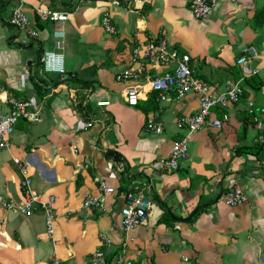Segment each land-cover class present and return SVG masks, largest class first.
I'll list each match as a JSON object with an SVG mask.
<instances>
[{
	"label": "crops",
	"instance_id": "1",
	"mask_svg": "<svg viewBox=\"0 0 264 264\" xmlns=\"http://www.w3.org/2000/svg\"><path fill=\"white\" fill-rule=\"evenodd\" d=\"M15 5L38 31V51L36 43L18 44L25 32L10 30ZM37 7L68 13L64 78L42 69L39 53L51 47L53 24ZM261 10L264 0H218L209 16L195 18L188 0H0V99L14 90L40 116L19 120L10 146L0 148V195L22 200V175L12 160L19 158L27 163L32 189L55 199L50 235L41 210L22 216L0 206V264H49L54 256L63 264H89L97 250L112 262L124 242L126 255L142 264H264V156L238 151L256 142L254 119H264ZM104 12L113 34L100 24ZM159 38L217 90L234 81L242 86L237 101L212 109L190 135L187 159L171 171L156 161L186 133L176 120L197 110L198 97L192 91L180 98L168 94L158 100L159 110L144 113L126 101V84L114 78L135 45ZM244 45L256 56L240 65ZM172 65L149 64L142 78ZM6 109L0 100V111ZM222 110L229 119L215 127L211 120ZM151 115L160 132L145 129ZM100 181L114 189L104 197V209L83 208L85 195L100 193ZM231 182L245 197L236 206L221 201ZM136 193L149 202L147 217L124 232L120 210ZM126 235L132 239L124 241Z\"/></svg>",
	"mask_w": 264,
	"mask_h": 264
},
{
	"label": "built area",
	"instance_id": "2",
	"mask_svg": "<svg viewBox=\"0 0 264 264\" xmlns=\"http://www.w3.org/2000/svg\"><path fill=\"white\" fill-rule=\"evenodd\" d=\"M218 0H188V7L195 18H205L215 9ZM39 16L53 24L52 43L49 49L40 51V61L42 69L51 74H58L64 78V31L62 24L68 17L64 11H55L43 7L36 8ZM8 23L18 31L25 32L26 35L19 39L21 46H32L38 38V31L30 26L29 17L21 10L20 5L11 8ZM100 24L107 34L115 33V27L111 17L107 12L101 16ZM37 44V43H36ZM38 44L36 50L38 51ZM256 56V50L251 45H244L237 58L238 64L249 62ZM172 68L166 69L161 74L142 78V73L149 64H169ZM251 72H255L251 70ZM115 80L126 84L124 88L125 99L129 104L136 101L151 91L157 93L156 99L160 100L168 94H174L175 98H180L188 92H194L198 97V107L193 114L180 116L176 120L179 128L186 129V133L172 140L170 151L166 157H159L156 161L158 168L166 171L175 170L180 163L188 157V139L190 135L201 129L206 122L212 109L224 108L235 102L242 93V86L239 81L227 83L220 90L215 85H211L194 74L189 65L187 57L177 52L176 49L168 48L167 40L159 38L149 40L145 43L137 44L133 47L128 65L118 71ZM3 87L0 85V91ZM6 103L7 109L0 111V148L7 149L10 146V135L19 120L36 122L39 120L38 110L32 108V102L28 97L18 98L7 95L0 99ZM102 104V103H98ZM251 112V110H249ZM229 115L225 111H220V116L211 120V124L220 127L221 123L227 121ZM258 135L256 142L264 143V119L257 120ZM84 122V121H82ZM85 126H90L91 122L86 121ZM145 129L160 132L162 125L154 116H148L145 121ZM73 150L76 148L73 146ZM22 175V200L15 202L0 195V206L20 213L22 216H29L35 210H41L44 214V223L47 234H52L55 212L53 209V195H42L35 192L31 187V179L27 171V163L19 158H12ZM99 194H87L82 200V207L86 209H104V197L114 192L113 187L105 181L98 184ZM245 199L243 193L235 182H231L221 192V201L229 206H236ZM149 202L141 194H129L125 199V204L120 210L121 226L124 232L142 224L147 217ZM132 237L125 236V240ZM125 242L119 252L113 255L112 262H108L103 253L99 250L91 254L89 264H142L126 255ZM49 264H63L59 257H52Z\"/></svg>",
	"mask_w": 264,
	"mask_h": 264
},
{
	"label": "trees",
	"instance_id": "3",
	"mask_svg": "<svg viewBox=\"0 0 264 264\" xmlns=\"http://www.w3.org/2000/svg\"><path fill=\"white\" fill-rule=\"evenodd\" d=\"M258 15H264V10H261ZM11 94L13 96H16L18 98H25V96H22L18 92L14 90H10ZM157 93L154 91H151L146 95L145 99H138L136 101V107L139 108L142 112L147 113L150 111H157L158 108V100L156 99ZM263 147V148H262ZM239 152H247L253 155L258 156H264V143H258L255 142L253 145L249 146H243L238 149Z\"/></svg>",
	"mask_w": 264,
	"mask_h": 264
},
{
	"label": "rangeland",
	"instance_id": "4",
	"mask_svg": "<svg viewBox=\"0 0 264 264\" xmlns=\"http://www.w3.org/2000/svg\"><path fill=\"white\" fill-rule=\"evenodd\" d=\"M11 28H10V30H13V31H15V29L12 27V26H10Z\"/></svg>",
	"mask_w": 264,
	"mask_h": 264
},
{
	"label": "bare ground",
	"instance_id": "5",
	"mask_svg": "<svg viewBox=\"0 0 264 264\" xmlns=\"http://www.w3.org/2000/svg\"><path fill=\"white\" fill-rule=\"evenodd\" d=\"M53 10V9H52ZM16 32V31H15ZM191 67V66H190ZM195 74V73H194ZM237 101V100H236ZM136 105V104H135ZM263 148V147H262ZM32 179V178H31ZM38 212V211H37ZM51 237V236H50Z\"/></svg>",
	"mask_w": 264,
	"mask_h": 264
},
{
	"label": "water",
	"instance_id": "6",
	"mask_svg": "<svg viewBox=\"0 0 264 264\" xmlns=\"http://www.w3.org/2000/svg\"><path fill=\"white\" fill-rule=\"evenodd\" d=\"M82 108H83V106H81ZM261 169V168H260ZM193 212H195V211H193Z\"/></svg>",
	"mask_w": 264,
	"mask_h": 264
}]
</instances>
